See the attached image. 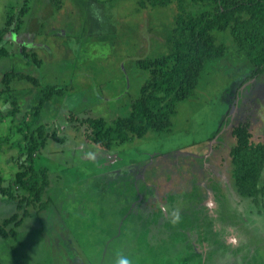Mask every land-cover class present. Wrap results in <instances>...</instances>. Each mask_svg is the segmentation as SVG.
I'll use <instances>...</instances> for the list:
<instances>
[{
	"label": "rangeland",
	"instance_id": "1",
	"mask_svg": "<svg viewBox=\"0 0 264 264\" xmlns=\"http://www.w3.org/2000/svg\"><path fill=\"white\" fill-rule=\"evenodd\" d=\"M187 4L190 12L202 6ZM23 6L21 24L7 35L10 54L0 60V78L13 69L38 77L42 85L70 90L43 108L41 123L57 139L36 152L35 167L46 169L49 187L36 207H27L31 216L15 228L19 235L0 245V264H108V252L120 250L121 262L131 264L141 247L135 248L132 238L127 246L115 244L123 243L119 237L138 208L147 227L184 242L176 260L153 257L160 264H234L237 259L264 264V196L256 202L239 196L229 158L235 144L231 127L240 122L264 145V69L251 77L253 65L237 52L229 32L215 31L216 43L226 47L224 56L206 63L193 95L175 103L170 131H150L110 151L94 144L79 147L83 127L68 120L69 113L107 121L127 115L147 78L137 60L169 52L177 6L153 7L148 0H0V29L9 8ZM21 46L34 51L40 65L21 56ZM11 86L21 110H27L36 89L27 81ZM0 107H5L2 98ZM9 126L4 119L0 136ZM19 138L16 133L0 148L15 154L11 142ZM4 164L0 154V170L13 179L12 168ZM4 199L13 209L7 213L20 217L15 203ZM46 200L50 209L38 211ZM110 206L127 210L113 213ZM117 220L120 225H114ZM196 235L204 241L192 246ZM101 238L109 246L102 247ZM239 245L243 254L227 253ZM153 258L145 264H155Z\"/></svg>",
	"mask_w": 264,
	"mask_h": 264
},
{
	"label": "trees",
	"instance_id": "2",
	"mask_svg": "<svg viewBox=\"0 0 264 264\" xmlns=\"http://www.w3.org/2000/svg\"><path fill=\"white\" fill-rule=\"evenodd\" d=\"M202 4L198 12L187 10V0H148L151 6H166L175 3L177 15L167 38L169 52L155 58L137 60V67L147 72V78L139 89L138 96L131 100L129 113L111 121L104 118L79 119L69 113L68 120L83 127L86 141L110 151L114 145L140 139L148 132L170 131L175 103L189 99L199 81L206 63L224 56L226 47L217 44L215 31H228L237 52L244 53L253 65L252 76L264 69V0H190ZM55 3V2H54ZM56 6L58 4L55 3ZM145 5V4H144ZM11 8V9H10ZM4 26L0 29V59L9 56L6 47L7 35L17 28L26 13V7H10ZM15 32V31H14ZM21 56L30 58L38 66L41 60L34 51L20 47ZM27 81L38 88L37 103L30 109L21 110L11 84ZM29 73L6 71L2 75L0 98V125L9 119V133L0 138L5 144L18 133L20 138L11 142L10 148L19 147L22 156L13 159L17 171L13 179L5 181L0 173V197L15 203L16 211L0 223V239L3 244L10 236L17 237L16 229L27 216V207H36L49 187L48 172L34 167L35 154L46 146L50 138L57 136L46 130L41 123V111L51 100L63 97L68 85H45ZM74 126V125H73ZM246 122L231 127L235 144L229 152L231 177L239 196L258 201L264 196V145L253 141ZM14 149V148H13ZM47 201V200H46ZM25 206V207H23ZM48 208V201L38 211ZM23 211V212H22ZM12 226V227H11ZM3 241V242H2ZM8 245V249L13 245ZM4 262V259L0 260Z\"/></svg>",
	"mask_w": 264,
	"mask_h": 264
},
{
	"label": "crops",
	"instance_id": "3",
	"mask_svg": "<svg viewBox=\"0 0 264 264\" xmlns=\"http://www.w3.org/2000/svg\"><path fill=\"white\" fill-rule=\"evenodd\" d=\"M11 70L15 71L13 69H11ZM11 70H9V71H11ZM15 72H20V71H15ZM1 78H2V76H1ZM1 78H0V83H1ZM15 81H17V80H15ZM43 86H45V85H43ZM2 88L3 87L0 86V89H2ZM12 88L14 89V87H12ZM34 88L36 89V92L34 91V98L35 99L34 100L28 99L30 101V103L32 102V105L28 109H30L32 106H34L37 103V101H38V96H39L38 88L37 87H34ZM17 99H18L19 103H21L20 98H17ZM42 111H41V113H42ZM7 118L8 117H5L4 119H7ZM8 133H9V131H8ZM7 134H5V135H7ZM5 135H1L0 138L1 137H5ZM87 144H91V143H89L88 141L85 140L84 137H82L81 141L79 143V147L80 146H82V147L87 146ZM14 149H17L15 154H7V150H3V149L0 148V154L4 158V163L7 164V165L4 164V167L12 168L13 175L18 170L16 164L13 163V159L16 158V157H21L22 156V150L19 147L14 148ZM34 167H35V159H34ZM38 168H40V167H38ZM0 173L3 176V178L5 179V181H9L10 180L7 171L4 172L3 170L2 171L0 170ZM0 201H4V202L7 203L6 205L0 204V223H1L4 219H6L7 217L10 216L9 213H7V212H8L9 209H12V208L8 205L9 202L7 200H5L3 197H0ZM134 207L135 206L132 205V208H134ZM49 209L50 208L48 207L46 210H43V211H47ZM110 210L113 213H115L116 210H119V213L121 214L123 211L127 210V207L122 208V209H116V208L113 209V207L110 206ZM139 210H141V209L138 208V209H135L133 211L132 214H134V216H132L130 218V222L131 223L128 221L129 222V227L126 225L127 222H125L127 230L125 229L124 231H126V233L123 236V238L119 237V241L121 240L123 243L121 244L120 242H117L115 244V246H119V245H123V244L125 246H127L128 241L131 240V238H132L136 242L135 248H137V246L141 247L139 259L132 258V260L130 261L131 264H145V263L148 262V258H153V257L156 256V257H159V259H160L161 257H163V255H165V258H173L174 260H176V258L179 256V254L184 250V247H185L184 244H183L184 242L181 241V240H178V239L174 241L173 239H171L170 235H168L166 233H163L161 231L155 230L154 229L155 227H153V226L147 227L146 225H148V223L146 221L143 222V223L140 221ZM3 212H4V214H1ZM114 218L115 217H112V218H110V220L114 219ZM119 218H120V216H119ZM25 219H28V217H26ZM118 221L119 220L114 221V225H120V224L117 223ZM115 228H116V226H115ZM155 231H156V233H154ZM129 232L131 233V236L129 235ZM16 233H18L17 230H16ZM18 235H19V233L17 234V236ZM141 235L143 236V239H140ZM15 238H16V235H15ZM1 240L2 239H0V245L2 244ZM8 240H10V239L8 238ZM198 240H200V237H199V235H196V237L194 236L193 239H190V244L193 246V245H195V242H197ZM33 241H34V239H33ZM99 241H100V244H101L102 247L109 246L108 242L106 244V240L105 239L101 238ZM142 241H143V243H141ZM200 241H204V240L201 239ZM185 244H187V243H185ZM180 246H182L181 247L182 248L181 251H179L177 253V255H175V256H170V253L175 251L174 248H177V247H180ZM7 247H8V245H6V248ZM240 247H241L240 245L239 246H235V247H233L234 250H231V247H230V251L227 252V253H230V254H233V255L234 254L239 255V253H242L241 252L242 250H240ZM226 249H228V248L226 247ZM238 250H239V253H238ZM118 252H120L121 255L120 254L118 255ZM122 253L123 252L121 250L117 251L115 254H113L111 252H108V254L106 256L107 260H104V261L108 262V264H121L122 262H121L120 257L122 256ZM126 253H127V251H126ZM242 254L240 256H242ZM146 258H147V261H146ZM242 258L243 257H241V259ZM209 259H211V257H209ZM224 259H226V257ZM237 260H238V262H234V264L235 263L236 264H241L239 259H237ZM153 261H154L155 264H160V262L157 261L155 258H153Z\"/></svg>",
	"mask_w": 264,
	"mask_h": 264
},
{
	"label": "clouds",
	"instance_id": "4",
	"mask_svg": "<svg viewBox=\"0 0 264 264\" xmlns=\"http://www.w3.org/2000/svg\"><path fill=\"white\" fill-rule=\"evenodd\" d=\"M122 264H126V262H122Z\"/></svg>",
	"mask_w": 264,
	"mask_h": 264
},
{
	"label": "flooded vegetation",
	"instance_id": "5",
	"mask_svg": "<svg viewBox=\"0 0 264 264\" xmlns=\"http://www.w3.org/2000/svg\"><path fill=\"white\" fill-rule=\"evenodd\" d=\"M202 203H203V200H202ZM204 204V203H203ZM205 205V204H204Z\"/></svg>",
	"mask_w": 264,
	"mask_h": 264
}]
</instances>
